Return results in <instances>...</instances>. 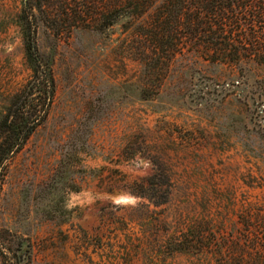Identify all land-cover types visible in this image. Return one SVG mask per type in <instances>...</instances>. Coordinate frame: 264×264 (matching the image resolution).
<instances>
[{
    "label": "rangeland",
    "instance_id": "obj_1",
    "mask_svg": "<svg viewBox=\"0 0 264 264\" xmlns=\"http://www.w3.org/2000/svg\"><path fill=\"white\" fill-rule=\"evenodd\" d=\"M24 3L0 0V114L33 75ZM84 11L60 35L29 13L55 89L0 179V264H261L264 65L188 55L145 70L125 18ZM123 193L139 203L113 205ZM72 194L85 202L67 207Z\"/></svg>",
    "mask_w": 264,
    "mask_h": 264
},
{
    "label": "trees",
    "instance_id": "obj_2",
    "mask_svg": "<svg viewBox=\"0 0 264 264\" xmlns=\"http://www.w3.org/2000/svg\"><path fill=\"white\" fill-rule=\"evenodd\" d=\"M35 1L37 5L32 8L31 4ZM24 2L21 26L25 32L33 75L0 114V179L5 178L8 163L46 121L54 96L52 62L35 50L36 29L31 27L34 24L29 21V13L44 23L53 22L51 28L57 35L61 33L60 29L55 31V25L59 23L70 24L69 32L81 23L86 24L85 20L90 15L84 11L87 7L94 8L97 12L94 19L106 28L125 18L126 28L133 37V44L129 48L145 70L158 69L161 65L171 64L179 56L188 55L198 56L211 63L228 61L239 64L253 60L264 65V0ZM34 10L37 15L32 14ZM167 184L170 189L173 187L171 179H168ZM138 186L147 190L142 184ZM133 194L145 198L144 193ZM154 204L159 206L162 203ZM68 220L69 217H66L64 222ZM261 247L257 248L263 254L259 262L264 264V245ZM191 251L192 247L188 246L183 253ZM248 251L253 252L254 248Z\"/></svg>",
    "mask_w": 264,
    "mask_h": 264
},
{
    "label": "clouds",
    "instance_id": "obj_3",
    "mask_svg": "<svg viewBox=\"0 0 264 264\" xmlns=\"http://www.w3.org/2000/svg\"><path fill=\"white\" fill-rule=\"evenodd\" d=\"M145 166H148V165L146 164ZM81 195L86 197V202L88 203L92 202L93 197L91 196V194H81ZM77 201L81 203L85 202V201H81L80 198L76 194H72L71 199L69 200L67 204V207L69 208L73 207ZM112 203L116 207L135 206L139 203V198L136 196H133L131 193H123L119 196L113 197Z\"/></svg>",
    "mask_w": 264,
    "mask_h": 264
},
{
    "label": "flooded vegetation",
    "instance_id": "obj_4",
    "mask_svg": "<svg viewBox=\"0 0 264 264\" xmlns=\"http://www.w3.org/2000/svg\"><path fill=\"white\" fill-rule=\"evenodd\" d=\"M26 252H27V251L25 250L24 252H22V253H21V255H20V256H21V257H24V256H25V254H26Z\"/></svg>",
    "mask_w": 264,
    "mask_h": 264
},
{
    "label": "water",
    "instance_id": "obj_5",
    "mask_svg": "<svg viewBox=\"0 0 264 264\" xmlns=\"http://www.w3.org/2000/svg\"><path fill=\"white\" fill-rule=\"evenodd\" d=\"M24 251H25V249H23V250L21 251V253L24 252Z\"/></svg>",
    "mask_w": 264,
    "mask_h": 264
}]
</instances>
